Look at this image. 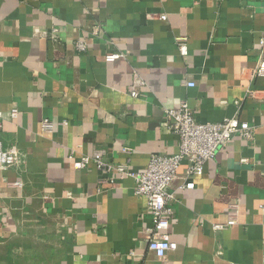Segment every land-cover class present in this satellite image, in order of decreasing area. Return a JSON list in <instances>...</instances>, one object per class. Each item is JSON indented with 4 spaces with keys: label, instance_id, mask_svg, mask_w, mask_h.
<instances>
[{
    "label": "crops",
    "instance_id": "obj_1",
    "mask_svg": "<svg viewBox=\"0 0 264 264\" xmlns=\"http://www.w3.org/2000/svg\"><path fill=\"white\" fill-rule=\"evenodd\" d=\"M263 32L264 0H0V140L23 155L21 167L0 171V244L35 235L52 256L36 264H264V77L252 76ZM117 53L128 57L105 61ZM133 72L145 83L137 99L127 94ZM248 88L258 100L244 98ZM183 100L197 122L237 115L253 138H233L189 180L193 189L172 192L170 250L159 260L133 181L74 164L143 171L152 154H176L164 111ZM230 209L236 224L214 230Z\"/></svg>",
    "mask_w": 264,
    "mask_h": 264
},
{
    "label": "built area",
    "instance_id": "obj_2",
    "mask_svg": "<svg viewBox=\"0 0 264 264\" xmlns=\"http://www.w3.org/2000/svg\"><path fill=\"white\" fill-rule=\"evenodd\" d=\"M100 28L96 26L91 29V35L97 36ZM51 40L55 39L51 37ZM56 43V42H55ZM177 51L181 56L187 55V38L179 37L175 39ZM261 52L264 51V32L259 39ZM74 49L78 52L86 50L84 41H76ZM128 54H109L105 56V61L112 62L119 59H126ZM252 76L264 77V61H261L252 70ZM193 82H186L187 88H193ZM145 83L136 72H133L132 81L128 87L127 94L133 99L140 97ZM259 91L248 88L244 98L248 100H258ZM165 125L170 134L178 137V152L174 155L152 154L148 164L143 171H132L128 162L125 164H109L100 158H83L74 164L76 170H82L93 161L98 171L111 174L114 179H131L134 183L133 193L136 197L143 198L147 210L151 216V225L146 228L144 241L148 250L159 259L164 260L170 250V236L168 230L173 220V211L170 203L175 201L172 192L175 190H191L194 183L191 178L202 177L205 173L206 165L215 158L218 150L224 148L235 137L242 140H252L253 132L249 126L241 122L237 115L224 119L217 123H199L194 118V113L188 101L180 102L177 109L165 110ZM18 112L13 110L10 120H15ZM3 116L0 113V130L2 129ZM41 129L45 133H51L54 129L49 120H42ZM245 161L243 160L242 163ZM183 163H186L184 174L180 175L179 170ZM23 164V155L15 146H5L0 140V171L17 169ZM21 187V182L14 184ZM236 214L234 209L227 212V221L222 225H214V230H225L236 224Z\"/></svg>",
    "mask_w": 264,
    "mask_h": 264
},
{
    "label": "rangeland",
    "instance_id": "obj_3",
    "mask_svg": "<svg viewBox=\"0 0 264 264\" xmlns=\"http://www.w3.org/2000/svg\"><path fill=\"white\" fill-rule=\"evenodd\" d=\"M29 240L33 242L21 244L17 238L10 243L0 244V264H25L27 262H29L28 264H36L41 257L45 258V262L47 260L50 263L51 251L44 248L42 251L37 250L35 235H29Z\"/></svg>",
    "mask_w": 264,
    "mask_h": 264
}]
</instances>
